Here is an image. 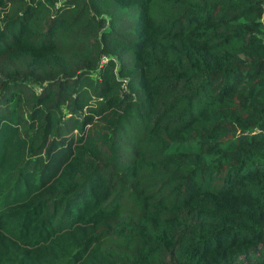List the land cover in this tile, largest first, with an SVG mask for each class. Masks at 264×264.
Segmentation results:
<instances>
[{
    "label": "trees",
    "instance_id": "1",
    "mask_svg": "<svg viewBox=\"0 0 264 264\" xmlns=\"http://www.w3.org/2000/svg\"><path fill=\"white\" fill-rule=\"evenodd\" d=\"M0 264H264V0H0Z\"/></svg>",
    "mask_w": 264,
    "mask_h": 264
}]
</instances>
